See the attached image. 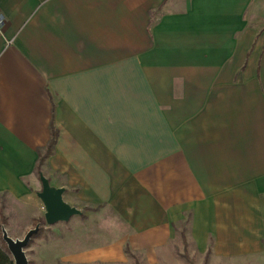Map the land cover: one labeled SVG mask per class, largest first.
Masks as SVG:
<instances>
[{"label": "crops", "instance_id": "crops-1", "mask_svg": "<svg viewBox=\"0 0 264 264\" xmlns=\"http://www.w3.org/2000/svg\"><path fill=\"white\" fill-rule=\"evenodd\" d=\"M0 12V193L30 196L53 120L47 177L89 207L41 264H264V0Z\"/></svg>", "mask_w": 264, "mask_h": 264}, {"label": "rangeland", "instance_id": "rangeland-1", "mask_svg": "<svg viewBox=\"0 0 264 264\" xmlns=\"http://www.w3.org/2000/svg\"><path fill=\"white\" fill-rule=\"evenodd\" d=\"M44 151L45 149L43 152ZM41 173L46 176H48L47 174H50L49 170L45 168V165L42 167ZM41 173H35L37 186L31 189L32 193L29 197L17 199L8 193H0V222H2V216L6 217V223H4L0 229V246L9 250L3 239V228L7 230L11 237L22 239L30 229L39 226V231L32 237L29 245L25 248L26 254L29 258V264H41L38 257L39 244L49 239V233L53 234V228L63 225L59 222L50 226L45 220L44 204L38 196V192L42 190V183L40 180ZM66 198L70 199L69 193L66 194ZM79 206L81 211H87V208H89L85 205ZM192 262L196 264L198 260L193 259Z\"/></svg>", "mask_w": 264, "mask_h": 264}, {"label": "water", "instance_id": "water-1", "mask_svg": "<svg viewBox=\"0 0 264 264\" xmlns=\"http://www.w3.org/2000/svg\"><path fill=\"white\" fill-rule=\"evenodd\" d=\"M42 183V190L38 192L45 208V220L47 224L54 225L58 222L69 221L74 215L82 214V211L69 204L64 199L66 188L56 187L51 184L50 179L40 174ZM39 231V226L30 229L24 238H13L7 230L3 228V239L6 242L8 249L13 257L15 264H29V258L26 254L25 248L29 245L32 237Z\"/></svg>", "mask_w": 264, "mask_h": 264}, {"label": "trees", "instance_id": "trees-1", "mask_svg": "<svg viewBox=\"0 0 264 264\" xmlns=\"http://www.w3.org/2000/svg\"><path fill=\"white\" fill-rule=\"evenodd\" d=\"M58 138V131L55 129L54 122H51V139L47 144L45 151L39 150V161L37 164V172H42V167L46 164L47 159L53 154L55 144ZM6 223V217L2 216V222H0V229L2 228L3 224ZM0 264H14V260L11 256L9 250H6L2 246H0Z\"/></svg>", "mask_w": 264, "mask_h": 264}, {"label": "built area", "instance_id": "built-area-1", "mask_svg": "<svg viewBox=\"0 0 264 264\" xmlns=\"http://www.w3.org/2000/svg\"><path fill=\"white\" fill-rule=\"evenodd\" d=\"M8 18L2 12H0V31H3L8 25Z\"/></svg>", "mask_w": 264, "mask_h": 264}]
</instances>
